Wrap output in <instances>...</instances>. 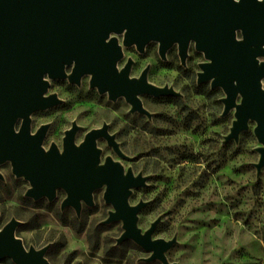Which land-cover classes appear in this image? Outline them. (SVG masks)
<instances>
[{"label":"clouds","instance_id":"obj_1","mask_svg":"<svg viewBox=\"0 0 264 264\" xmlns=\"http://www.w3.org/2000/svg\"><path fill=\"white\" fill-rule=\"evenodd\" d=\"M240 3V0H234ZM264 2V0H258ZM127 29L123 32H111L107 41L115 38L122 52V58L115 62L117 73H123L129 66L127 79L130 81L144 80L145 84L156 89V92H137L135 103L125 94L112 98L111 90H100L99 85L93 86L94 74L85 73L78 83H73L71 76L76 68V61L64 65L65 78L60 81L53 79L50 73H45L43 82L48 88L42 93L44 99L55 96L57 104H68L72 97L61 82L65 85L76 86L88 91H94L101 98L107 97L108 102L98 101L95 109L80 108L63 116H48L51 107H45L28 114L29 135L35 137L42 128L44 137L40 143L44 153H49L55 146L59 155L66 149L68 133L73 134V145L80 148L92 133H106L94 139L95 149L99 152L98 167H104L109 160L122 168L124 177L142 180L139 186L129 185L126 204L136 209L141 204H151L162 192L166 191V199L151 215L142 217L136 212L135 227L141 237L148 236L153 244L163 242L160 255L155 248L145 249L136 238L128 237L141 247L135 251H126L123 258L116 264H264V141L257 133L259 121L249 118L247 132L249 138L243 145L245 156L233 160L230 172L214 173L213 165L238 122L237 111L242 105L244 97L237 93L235 106L227 110L225 101L228 93L221 86L213 87L215 76L203 84L208 86V93L198 96L194 92L193 84L201 85L200 77L205 74L201 65H210L212 60L204 51H198L197 41H188L187 59L182 60L179 41L161 54L162 43L152 40L144 45L143 53L149 46L155 49L154 60L169 61V55L174 53L190 77H183L179 72L168 73L162 77L150 79L143 68L134 71L138 60L126 56L127 51L135 50L141 53L139 46L132 43L129 47L125 43ZM236 42L242 43L245 39L243 29L234 31ZM264 48V45H261ZM258 65H264V55L255 57ZM151 64V61L149 62ZM233 81V84H237ZM53 88L56 91H53ZM260 91L264 92V77L259 80ZM159 93V94H157ZM211 93H219L211 95ZM173 95L180 97L179 103L159 102L160 97ZM143 97H152L145 103ZM121 103L123 106L121 107ZM119 107L120 112L114 111ZM196 112L205 128L216 121H227L219 128H213L207 136L195 135V129L185 126L187 116ZM138 114L142 120L137 122ZM25 123L23 116L18 117L13 125L15 134H20ZM255 125V127H250ZM59 132L55 139L50 135ZM241 130L238 132H242ZM237 134V135H238ZM106 137L107 144H101L100 138ZM111 138V142L109 140ZM111 148V152L106 151ZM187 154L197 159H181L180 155ZM250 169L247 174L237 177L234 173L239 169ZM9 177L13 178V187H20L16 197L6 205H0V234L15 221L12 238L19 243L25 254L33 251L40 254L45 264H53L48 250L57 244L63 246L56 264H107L108 252L112 248H119L128 229L126 221L121 217L113 220L118 209L107 199L108 184L93 189L89 199L80 198L77 204L67 203L70 199L69 191L64 187H56L53 195H42L39 199L29 195L35 190L32 181L23 174L15 172L11 159H0V185L8 184ZM166 178L170 184H158L155 178ZM201 181L206 187L201 185ZM199 185V186H198ZM140 188L155 189L147 193L137 192ZM188 193H194L191 198ZM24 200H46L55 210L47 207L39 209L35 215L47 218L45 227L25 228L34 217L25 216L18 210L24 205ZM90 201V202H89ZM181 201L178 215H170ZM72 210L73 219L82 216L85 209L89 210L88 223L94 235V229L103 223L115 222L116 227L111 231H103L99 241L91 240L88 231L79 232L60 219L66 210ZM91 210L96 215H91ZM159 223L167 224L166 229L157 232ZM177 247V251L169 255V249ZM14 260V258H12ZM15 264L16 261L14 260Z\"/></svg>","mask_w":264,"mask_h":264},{"label":"water","instance_id":"obj_2","mask_svg":"<svg viewBox=\"0 0 264 264\" xmlns=\"http://www.w3.org/2000/svg\"><path fill=\"white\" fill-rule=\"evenodd\" d=\"M125 28L126 45L136 43L141 52L145 44L159 40L163 56L173 42L179 41L182 60L187 58L188 41L196 40L198 51H204L212 60L210 65H201L205 74L200 77V83L215 76L213 87L225 88L228 93L225 115L235 106L238 92L244 97L237 111L238 122L228 139L237 140L238 132L247 129L246 122L252 118L259 121L257 133L264 141V92L259 88L264 65H258L255 59L264 55L261 48L264 2L0 0V159L13 161L15 172L28 177L35 186L29 195L38 199L45 194L52 196L56 187H64L70 193L67 203L78 207L80 198L89 199L93 189L107 183V199L118 209L112 219L122 217L126 221L128 232L123 239L136 238L145 249L155 248L160 255L165 247L163 242L153 244L148 236L141 237L135 227L136 212L139 215L146 205L132 209L126 204L129 185L139 186L143 181L134 180L131 175L124 177L121 166L110 158L104 167L97 166L99 152L94 139L106 133H92L80 148L73 145V134L68 133L63 155L58 154L55 146L47 154L41 149L44 128L35 137L29 135L28 114L58 103L55 96L42 97L48 88L43 75L50 73L53 79L65 78L64 65H70L73 60L76 61L71 76L73 83L91 72L93 86L99 85L101 92L111 90L112 98L125 94L137 108H140L135 100L137 92H156L143 79H127L131 62L123 73L118 74L115 69L122 52L115 38L106 41L111 32L119 34ZM237 28L244 32L242 43L235 40ZM144 71L148 75L149 67ZM233 81L238 83L234 85ZM21 116L25 123L17 135L13 125ZM14 227L15 221L0 234V258H14L16 264H45L40 254L23 252L12 238Z\"/></svg>","mask_w":264,"mask_h":264},{"label":"rangeland","instance_id":"obj_3","mask_svg":"<svg viewBox=\"0 0 264 264\" xmlns=\"http://www.w3.org/2000/svg\"><path fill=\"white\" fill-rule=\"evenodd\" d=\"M130 47V46H129ZM143 53V52H141ZM126 56H132L135 57L138 60V64L134 66V71L139 70L140 68L149 67L148 71V77L150 79H155L158 77H162L168 73H177L179 72L182 74L183 77L187 78L192 75L189 71L185 69V67L181 64L179 59L175 56L174 53H171L169 55V61L166 62L164 60H160L159 63H157L154 60L155 57V49L153 46H149V49L147 52L143 53L142 55L140 53H137L134 49L129 50L126 53ZM187 59V58H186ZM151 61V64L149 62ZM64 78H59L57 80L62 81ZM206 82V81H204ZM204 82H201V85L196 86L193 84V89L196 95L203 96L208 93V86L206 84H203ZM61 86L65 87L66 90L70 93L72 99L68 104H57L49 109V112L47 113L48 116L55 117L57 115L63 116L66 113L74 112L77 109L80 108H91L95 109L97 106L98 101L108 102L107 97L101 98L98 93L94 91H88L87 85L85 84L84 89H81L76 86L71 85H65V82H61ZM215 88V87H214ZM53 91H56L55 88H53ZM219 93H211V95H218ZM142 99L145 100V103H148L151 101L152 97H143ZM159 102H173V103H179L180 97L173 96V95H166L160 97ZM123 104L121 103V107ZM116 112H120V108L117 107L114 109ZM227 115V114H226ZM142 120V114H138L137 116V122ZM227 121H216L215 123L209 125L207 129L205 128L204 124L201 122V119L199 115L196 112H191L185 121V126H190L191 129H195V135L200 136L201 134L207 136L208 133L213 128H219L223 123H226ZM250 127H255V125H251ZM240 132L239 137L237 140L230 139L227 144H225L224 149L221 151L219 157L214 160L213 165H210V167L213 168L214 173H222V172H230L231 169L229 168L230 163L242 156H245L246 153L242 150L243 145L245 141L249 138V132L246 131ZM59 135V132H54L50 135V139H55ZM101 144H107V141L105 138L101 137L100 141ZM112 149L108 148L106 151L111 152ZM181 159H191L195 160L197 159L194 156H190L187 154L180 155ZM250 169H239L234 174L239 177L241 175L247 174ZM155 182L158 184H170L172 181L167 180L166 178H155ZM201 185L203 187H206L207 185L201 181ZM199 186V185H198ZM20 187H13V178L9 177V183L8 184H2L0 185V205H6L10 201H12L16 194L19 192ZM155 189H146V188H140L137 190V192H144L147 193L149 191H154ZM166 191L162 192L151 204H147L139 213V216L146 217L151 215L153 212H155L158 207L164 202L166 199ZM194 193H188L187 196L189 198L193 197ZM20 201L23 203L24 207L19 209L18 211L25 215V216H31L34 217L31 222L27 225H24L25 228H35V227H45L47 224V218L42 217L39 215H35V213L44 207H47L49 209H54V206L50 204L46 200H39V201H32V200H24L22 197L19 198ZM184 202L181 201L180 205H177L176 209L170 213V215H178L179 214V208ZM57 211V215L59 216V212ZM97 213L95 210H91V215L95 216ZM90 212L89 210L85 209L82 216L78 219H73L72 217V210L68 209L65 211L63 216H60V219L63 221L65 225H68L69 227L79 231L84 232L88 231L89 238L91 240L99 241V237L101 232L103 231H111L116 227L115 222L111 223H103L98 228L94 229L95 234H92V229L89 226L88 218H89ZM168 227L167 224L159 223L157 226L156 231L159 232L162 229H166ZM141 246H139L137 243H134L131 239H125L120 243L119 248H112L111 251L108 252L109 260H114L115 262L119 261L121 258L124 257L126 251H135L140 249ZM177 251V247H172L169 249V255ZM63 252V246L61 244H57L54 247L50 248L48 250L49 257L53 260V264H56L57 260L60 257V254ZM0 264H15L11 258L9 257H3L0 258Z\"/></svg>","mask_w":264,"mask_h":264},{"label":"crops","instance_id":"obj_4","mask_svg":"<svg viewBox=\"0 0 264 264\" xmlns=\"http://www.w3.org/2000/svg\"><path fill=\"white\" fill-rule=\"evenodd\" d=\"M107 264H116L114 260H108Z\"/></svg>","mask_w":264,"mask_h":264}]
</instances>
